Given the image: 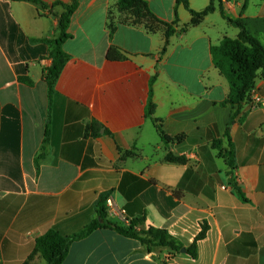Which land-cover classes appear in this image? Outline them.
Segmentation results:
<instances>
[{
  "label": "crops",
  "instance_id": "obj_1",
  "mask_svg": "<svg viewBox=\"0 0 264 264\" xmlns=\"http://www.w3.org/2000/svg\"><path fill=\"white\" fill-rule=\"evenodd\" d=\"M42 1L48 9L0 0V264H46L36 239L48 230L62 237L79 233L96 217L102 195L127 220L111 221L127 226L145 214V227L166 229L184 248L206 223L197 258L167 248L148 251L135 239L97 229L70 245L63 264H264V107L253 104L254 95L264 98V79L258 72L252 101L241 106L229 131L243 201L228 184L225 160L211 148L235 108L221 105L229 85L210 54L211 46L240 31L220 7L231 20L249 23L262 43L264 0L252 12L248 5L242 12L244 0H215L214 11L195 25L176 0H144L159 20L177 21L168 38L164 26L119 12L117 0H80L51 102L43 80L50 48L42 40L59 33L64 9L52 3L72 0ZM187 1L195 12L209 4ZM110 46L125 59L108 60ZM153 75L155 111L146 117ZM168 152L186 163L166 162Z\"/></svg>",
  "mask_w": 264,
  "mask_h": 264
},
{
  "label": "trees",
  "instance_id": "obj_2",
  "mask_svg": "<svg viewBox=\"0 0 264 264\" xmlns=\"http://www.w3.org/2000/svg\"><path fill=\"white\" fill-rule=\"evenodd\" d=\"M28 1L39 5L42 9L49 8L42 0ZM214 1L215 0H209L208 6L200 12H195L189 9L187 0H176V4H182L189 11V13L192 15L191 24L195 25L202 17L214 11ZM218 1L221 2V0ZM247 3L248 0H244L242 12L247 7ZM79 4L80 0H72L69 4H64L60 1H55L52 3V7L61 6L64 11L58 16L59 33L57 38L53 40H42L50 48L48 52V58L51 60V65L43 72V80L47 85L48 98L50 102L54 93V85L56 80L69 58V56L62 49V45L66 39L70 38L68 27L71 17L79 7ZM117 9L122 13L134 12L133 15L135 14L134 16L136 17V23H139V20L144 18L152 25L159 24L164 26L165 38H168L175 32V30L172 28V25H175L177 21L175 20L171 24H168L159 20L150 11L147 3L144 0H117ZM220 9L222 17L240 30L237 38L232 39L225 37L219 45L210 47L212 62L219 73L227 80L229 85V94L227 98L221 103V105H229L232 109L235 108V110L230 117V121L227 124L222 139H214L211 142V148L217 151L218 156L223 158L227 164L228 184L241 200L246 201L241 189L237 186L233 177V171L235 169L233 164L234 146L232 144L229 131L231 125L240 115L241 106L244 103H251L252 101V90L254 88L255 79L258 72H260L261 77L264 79V46L248 31L243 19L231 20L225 15L222 7H220ZM152 25L150 26L146 23L145 27L148 30H151L153 28ZM183 31H185V28L180 29V32ZM164 50L165 47H163L162 53ZM106 57L111 61L125 59V56L119 51L118 48L114 46L109 47ZM155 79L156 76L153 75L149 82L146 117H152L155 111V105L152 100V85ZM20 81L27 83L28 85L31 84L29 80L24 78L20 79ZM152 120L159 136L164 142L167 143L169 139L164 135L161 126L158 124V120L155 118ZM48 140L49 129L47 125L40 152L37 154L35 160L37 167L39 161L45 156ZM225 142L226 145H224ZM165 161L174 164H184L187 160L184 156H176L173 153L168 152L165 156ZM172 193L175 197H179L177 190H172ZM106 198V195L100 196L95 206L96 217L79 233L68 237H62L56 231L48 230L36 239L35 249L45 260L46 264H63L70 245L74 241L88 236L97 229L113 230L126 238L135 239L139 241L140 244L148 251L154 248H167L171 252L180 253V250L184 248L182 243L169 234L166 229L156 228L153 226L145 227V214H142L139 218L129 220L127 226H122L111 221L105 208ZM207 230V224L203 223L200 232L196 235L193 242L185 248V254L189 255L192 259L197 258V242L206 236Z\"/></svg>",
  "mask_w": 264,
  "mask_h": 264
},
{
  "label": "built area",
  "instance_id": "obj_3",
  "mask_svg": "<svg viewBox=\"0 0 264 264\" xmlns=\"http://www.w3.org/2000/svg\"><path fill=\"white\" fill-rule=\"evenodd\" d=\"M253 104L255 107H264V98L257 95L253 96ZM105 208L109 218L116 219L121 222H127L123 209L119 208L111 197L105 200Z\"/></svg>",
  "mask_w": 264,
  "mask_h": 264
},
{
  "label": "rangeland",
  "instance_id": "obj_4",
  "mask_svg": "<svg viewBox=\"0 0 264 264\" xmlns=\"http://www.w3.org/2000/svg\"><path fill=\"white\" fill-rule=\"evenodd\" d=\"M259 3V0H248V3H247V5H248V7H247V9H248V12H252V11H254V10H256V8H257V4ZM132 12H130V14H131ZM134 13V12H133ZM133 13H132V15H133ZM135 15V14H134ZM139 15V14H138ZM135 20H136V18H135ZM139 21H141V20H139ZM250 24L248 23L247 25H246V28L247 29H250ZM249 31V30H248ZM262 43L264 44V38H262ZM257 77H258V75H257ZM256 77V78H257Z\"/></svg>",
  "mask_w": 264,
  "mask_h": 264
},
{
  "label": "water",
  "instance_id": "obj_5",
  "mask_svg": "<svg viewBox=\"0 0 264 264\" xmlns=\"http://www.w3.org/2000/svg\"><path fill=\"white\" fill-rule=\"evenodd\" d=\"M180 253H185V248H182V249L180 250Z\"/></svg>",
  "mask_w": 264,
  "mask_h": 264
}]
</instances>
